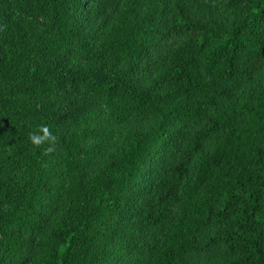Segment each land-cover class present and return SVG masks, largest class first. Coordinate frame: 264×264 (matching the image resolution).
Returning a JSON list of instances; mask_svg holds the SVG:
<instances>
[{
	"label": "trees",
	"instance_id": "obj_1",
	"mask_svg": "<svg viewBox=\"0 0 264 264\" xmlns=\"http://www.w3.org/2000/svg\"><path fill=\"white\" fill-rule=\"evenodd\" d=\"M84 1L0 0V264L92 261L100 216L118 209L161 127L190 117L193 98L221 95L218 83L249 78L256 69L263 73L247 95L202 121L190 148L197 151L199 138L209 142L192 165L169 167L175 181L156 204L170 215L144 212L142 220L162 228L148 264H180L196 248L193 235L219 223L223 233L207 241L238 252L229 264H264V0H178L168 25L132 18L102 49L105 61L90 63L88 46L81 50L87 63L65 68L51 57L80 39L73 22ZM125 1L153 7L168 2ZM207 8L216 13L195 15ZM82 42L88 45L86 38ZM123 59L130 64L120 67ZM160 62L175 95L135 90L127 82V74ZM79 92L98 96L104 118L114 125L133 115H155L156 122L143 132L125 130L91 181L77 179L58 192L51 166L56 148L65 169L85 151L81 141L89 130L72 127L87 105L77 100ZM174 96L179 103L159 112ZM42 124L58 138L50 154L47 145L37 148L28 139Z\"/></svg>",
	"mask_w": 264,
	"mask_h": 264
},
{
	"label": "rangeland",
	"instance_id": "obj_2",
	"mask_svg": "<svg viewBox=\"0 0 264 264\" xmlns=\"http://www.w3.org/2000/svg\"><path fill=\"white\" fill-rule=\"evenodd\" d=\"M176 1L178 0H168L163 7H153L148 3L129 4L125 0H85L77 9L73 22L77 38L80 39L73 40L69 48L51 58L62 67L79 68L81 64L87 63L81 50L89 46L90 63L105 61V56L101 54L102 49L114 36H118L127 24L144 16L152 26H166L171 21V4ZM215 13V8H207L205 11H197L195 15ZM82 38H86L88 45L83 44ZM78 42H81V45ZM130 62L129 59H123L120 67H126ZM262 73L263 69H256L249 78L218 83L216 88L223 89V94L209 93L205 102L193 98L187 103L192 111L190 117L183 116L161 127L159 137L153 142L138 174L132 183L122 190L118 209L112 214L100 216L90 243L93 260L88 264H148L162 228L146 225L142 220V213L162 211L167 217L170 215V209H161L156 204L158 195L175 181L169 167L181 162L188 167L192 165L197 152L204 149L209 142L208 138H199L196 141L197 151L193 152L190 148L202 121L215 110L227 108L239 95H247L249 86L256 82ZM126 80L135 90H149L158 92L159 95L166 92L175 95L176 92L175 86L169 82L166 65L162 62L129 73ZM76 95L77 100L87 105L80 111L82 118L72 126L73 130L89 131L86 132V139L81 141L85 151L74 154L73 167L65 169L62 166L59 161L60 151L56 148V156L51 166L58 192L72 187L77 179L91 181L95 175L94 168L100 166L106 156L116 150L125 130L143 132L156 122L155 115H133L122 124L114 125L104 118L98 96L81 92ZM178 101L176 96L170 97L159 108V112L173 107ZM222 233L220 223L201 228L192 237L196 248L187 252L180 264H229V259L237 256L238 252L227 251L222 241H207L212 235ZM33 250L34 253L38 251V244Z\"/></svg>",
	"mask_w": 264,
	"mask_h": 264
},
{
	"label": "clouds",
	"instance_id": "obj_3",
	"mask_svg": "<svg viewBox=\"0 0 264 264\" xmlns=\"http://www.w3.org/2000/svg\"><path fill=\"white\" fill-rule=\"evenodd\" d=\"M28 139L30 143L37 148L47 145L45 152L50 154L54 152L58 138L52 133L49 126L42 124L37 130L29 133Z\"/></svg>",
	"mask_w": 264,
	"mask_h": 264
}]
</instances>
